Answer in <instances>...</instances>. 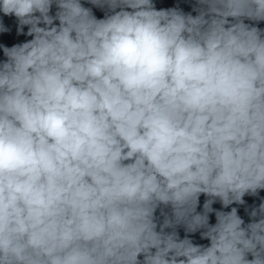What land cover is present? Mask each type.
<instances>
[{"label":"clouds","instance_id":"clouds-1","mask_svg":"<svg viewBox=\"0 0 264 264\" xmlns=\"http://www.w3.org/2000/svg\"><path fill=\"white\" fill-rule=\"evenodd\" d=\"M0 264H264V0H0Z\"/></svg>","mask_w":264,"mask_h":264}]
</instances>
